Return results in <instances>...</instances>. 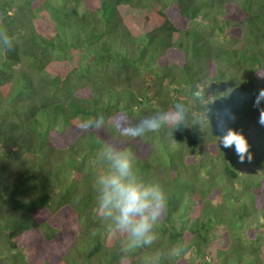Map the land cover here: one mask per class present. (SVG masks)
I'll return each instance as SVG.
<instances>
[{"label":"trees","instance_id":"obj_1","mask_svg":"<svg viewBox=\"0 0 264 264\" xmlns=\"http://www.w3.org/2000/svg\"><path fill=\"white\" fill-rule=\"evenodd\" d=\"M262 114L264 0H0V264H264ZM109 147L167 196L150 245L98 213Z\"/></svg>","mask_w":264,"mask_h":264},{"label":"clouds","instance_id":"obj_2","mask_svg":"<svg viewBox=\"0 0 264 264\" xmlns=\"http://www.w3.org/2000/svg\"><path fill=\"white\" fill-rule=\"evenodd\" d=\"M4 43L10 44V40L5 38ZM183 120L184 116L180 111L157 114L142 120L136 127H125L123 134L143 137L146 132L157 133L165 124H180ZM259 122L264 125V114ZM224 144L226 147L235 145L241 158L247 150L246 141L237 133L229 132ZM107 158L115 171L99 177V184L103 186L98 196L99 215L110 217L113 221L112 230L126 235L129 239L126 250L152 244L155 239L152 229L166 210L167 196L160 191L158 185L146 186L136 179L132 171V160L125 152L109 147ZM180 251V247L174 246L170 254L178 255Z\"/></svg>","mask_w":264,"mask_h":264},{"label":"rangeland","instance_id":"obj_3","mask_svg":"<svg viewBox=\"0 0 264 264\" xmlns=\"http://www.w3.org/2000/svg\"><path fill=\"white\" fill-rule=\"evenodd\" d=\"M79 10L81 11L80 8H79ZM1 147H2V146L0 145V155H1V152H2V148H1ZM4 163H6V162H4ZM261 216H262V217H261ZM252 221H254V222H252ZM252 221H251V223H255V221H257L258 223H263V221H264L263 214L258 215V216L255 217V219H253ZM2 251L5 252L4 249H2ZM154 259H155V255L151 254L150 256L147 257L146 261H147V263H149V264H153ZM7 262H8V261H7ZM37 262H38V261H37ZM38 263H39V262H38Z\"/></svg>","mask_w":264,"mask_h":264}]
</instances>
